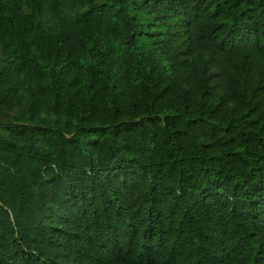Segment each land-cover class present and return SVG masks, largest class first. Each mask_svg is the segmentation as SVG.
<instances>
[{
	"label": "trees",
	"instance_id": "16d2710c",
	"mask_svg": "<svg viewBox=\"0 0 264 264\" xmlns=\"http://www.w3.org/2000/svg\"><path fill=\"white\" fill-rule=\"evenodd\" d=\"M0 264H264V0H0Z\"/></svg>",
	"mask_w": 264,
	"mask_h": 264
}]
</instances>
